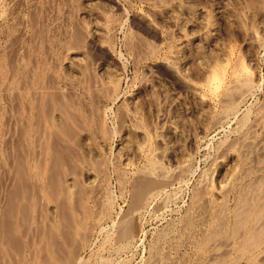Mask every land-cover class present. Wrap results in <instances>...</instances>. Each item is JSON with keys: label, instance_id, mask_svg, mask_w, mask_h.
I'll return each instance as SVG.
<instances>
[{"label": "rangeland", "instance_id": "374dc122", "mask_svg": "<svg viewBox=\"0 0 264 264\" xmlns=\"http://www.w3.org/2000/svg\"><path fill=\"white\" fill-rule=\"evenodd\" d=\"M257 117L264 0H0V264H264Z\"/></svg>", "mask_w": 264, "mask_h": 264}, {"label": "bare ground", "instance_id": "6f19581e", "mask_svg": "<svg viewBox=\"0 0 264 264\" xmlns=\"http://www.w3.org/2000/svg\"><path fill=\"white\" fill-rule=\"evenodd\" d=\"M222 74L221 75H216V78L214 79L215 81L219 80V83L214 84L216 85L214 89H212L213 92V98H216L218 101L223 100L224 96L227 93H230L231 91H233V88H237V86H239L240 82L242 81V76L240 75V73H233L230 77V80L227 82L225 81V76H226V72L224 70L221 71ZM246 73V72H244ZM242 74L243 76L245 75V83H243V87L240 88V90L236 93L235 98L231 103L230 107H229V112L228 115H233L236 113V106L237 104H240L241 102H243L246 97L253 91L254 86L251 85L250 82H248V73L247 74ZM224 74V75H223ZM243 128H240V136H239V145H240V156L243 157L245 159V162L243 164V168L244 171H246L250 168V167H254L256 170V173L263 171L264 172V129L262 127V121H261V117H257V119L251 123L250 125L244 123ZM252 152V153H251ZM250 153L252 155H250ZM250 156V158H249ZM250 172V171H249ZM239 179H235L234 181H236V184L238 183ZM234 181L231 184H228L229 187H227L228 189L230 187H234L235 183ZM234 183V184H233ZM250 231L247 232L245 235V238L243 239L245 241V244L248 242V238ZM236 240H227L224 241V237L223 235H220L217 239H214L212 241H210L207 250L205 251V253H210V250L214 247V250L216 248H220L218 247V244H222V252L224 253H230L234 250H236ZM217 246V247H216ZM258 245H255L254 247H252V254H254L255 256H260L264 253V247L261 248H257L255 249V247H257ZM264 246V245H263ZM216 247V248H215ZM217 252H219L218 249H216ZM213 251L212 256L213 258L218 257L217 255L219 253H216ZM47 254V259H50V263L54 264L53 259H52V253L50 254V251L46 252ZM221 253V252H220ZM220 255V254H219ZM82 258H79V261H82ZM41 261V256L38 255L37 253L34 254L33 259H32V263L31 264H43L40 263ZM45 263V262H44ZM47 264V263H45Z\"/></svg>", "mask_w": 264, "mask_h": 264}]
</instances>
